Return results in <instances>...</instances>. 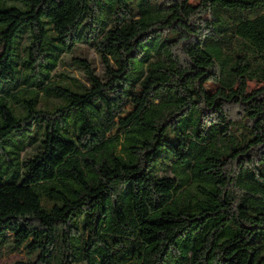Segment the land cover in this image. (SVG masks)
<instances>
[{
    "label": "trees",
    "instance_id": "trees-1",
    "mask_svg": "<svg viewBox=\"0 0 264 264\" xmlns=\"http://www.w3.org/2000/svg\"><path fill=\"white\" fill-rule=\"evenodd\" d=\"M0 49V263L264 264V0H0Z\"/></svg>",
    "mask_w": 264,
    "mask_h": 264
},
{
    "label": "rangeland",
    "instance_id": "rangeland-1",
    "mask_svg": "<svg viewBox=\"0 0 264 264\" xmlns=\"http://www.w3.org/2000/svg\"><path fill=\"white\" fill-rule=\"evenodd\" d=\"M1 52H2V49H0V53ZM77 56L90 60L91 62L95 64L97 70L100 71L101 64H100L97 54L93 50L87 47H81L77 53ZM67 70H69L70 74L73 76H76V77L82 76L81 72L76 70L74 67H67ZM259 87L260 85L255 82L250 83V91L255 90ZM207 89L209 92H214L217 89V86L213 84H209L207 86ZM135 108H136L135 105H130L127 108L123 117L130 115L135 110ZM230 118L234 119L232 114L230 115ZM122 133H123V130H118L114 133V136H121ZM36 151H37V148L35 144L31 148L28 149V155H32L36 153ZM38 254H39L38 252L36 253L23 252V253L6 254L0 264H16L19 262H33L38 257Z\"/></svg>",
    "mask_w": 264,
    "mask_h": 264
}]
</instances>
